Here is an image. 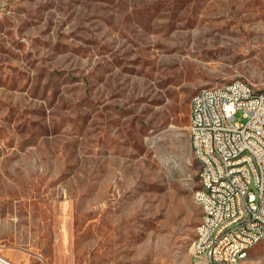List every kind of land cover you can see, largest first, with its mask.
<instances>
[{
	"label": "rangeland",
	"instance_id": "obj_1",
	"mask_svg": "<svg viewBox=\"0 0 264 264\" xmlns=\"http://www.w3.org/2000/svg\"><path fill=\"white\" fill-rule=\"evenodd\" d=\"M237 79L264 91V0H0V252L196 264L191 99Z\"/></svg>",
	"mask_w": 264,
	"mask_h": 264
},
{
	"label": "built area",
	"instance_id": "obj_2",
	"mask_svg": "<svg viewBox=\"0 0 264 264\" xmlns=\"http://www.w3.org/2000/svg\"><path fill=\"white\" fill-rule=\"evenodd\" d=\"M200 89L202 96L191 99L189 131L199 184L210 185V193L195 191L207 214L201 215L193 252L206 253L202 264L214 258L235 264L264 241V96L240 79ZM245 148L253 149L257 164H250V157L234 159V152ZM248 181H255V191H248ZM246 205H253V213L244 214ZM236 218H243V226H233ZM0 264L16 263L0 252Z\"/></svg>",
	"mask_w": 264,
	"mask_h": 264
},
{
	"label": "bare ground",
	"instance_id": "obj_3",
	"mask_svg": "<svg viewBox=\"0 0 264 264\" xmlns=\"http://www.w3.org/2000/svg\"><path fill=\"white\" fill-rule=\"evenodd\" d=\"M193 96H202V89L197 90V92ZM258 96H264L263 90H258ZM193 154L195 155V147H192ZM250 157V164H257V156H253L252 148H245L242 151L234 152L235 160H246ZM248 191H255V181H248ZM198 192L202 193H210V185L208 184H199ZM197 202L200 204L202 208V214H207V206H203V203H200L199 200ZM253 213V205H246L244 207V214ZM233 226H243V218L233 219ZM201 227V220L197 226V231ZM260 242H255V246ZM192 249H194V242ZM252 248H248V255L250 254ZM196 264H202V261L206 260V253H199L197 257H195ZM241 259H237L236 263ZM212 264H233L232 261H227L226 258H214L212 260Z\"/></svg>",
	"mask_w": 264,
	"mask_h": 264
},
{
	"label": "trees",
	"instance_id": "obj_4",
	"mask_svg": "<svg viewBox=\"0 0 264 264\" xmlns=\"http://www.w3.org/2000/svg\"><path fill=\"white\" fill-rule=\"evenodd\" d=\"M196 188H197V187H196ZM199 213H201L200 210H197V209H196V210H195V215L197 216V215H199Z\"/></svg>",
	"mask_w": 264,
	"mask_h": 264
}]
</instances>
